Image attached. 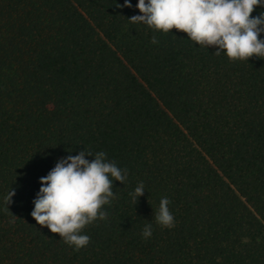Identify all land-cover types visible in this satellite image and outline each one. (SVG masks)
<instances>
[{
  "label": "trees",
  "instance_id": "trees-1",
  "mask_svg": "<svg viewBox=\"0 0 264 264\" xmlns=\"http://www.w3.org/2000/svg\"><path fill=\"white\" fill-rule=\"evenodd\" d=\"M136 2L0 0V264H264V58L134 23ZM83 148L127 179L74 250L30 212Z\"/></svg>",
  "mask_w": 264,
  "mask_h": 264
},
{
  "label": "clouds",
  "instance_id": "clouds-1",
  "mask_svg": "<svg viewBox=\"0 0 264 264\" xmlns=\"http://www.w3.org/2000/svg\"><path fill=\"white\" fill-rule=\"evenodd\" d=\"M124 6L131 7L130 0H124ZM257 7L264 8V0H137L139 14L128 19L165 33L181 30L198 46H214L215 53L224 52L229 59L248 60L251 56L264 58V11L250 15ZM151 42H157L155 36ZM89 156L93 158L87 159ZM126 179L127 170L107 159L104 151L92 153L83 148L75 155L58 158L47 174L39 177L30 215L79 250L90 240L82 232L84 226L106 218L103 206L115 197L113 182L124 184ZM144 191L143 182H139L130 193L134 204ZM12 195L9 190L6 204L11 203ZM169 203L167 197H161L155 212L161 227L174 225ZM151 234V223L145 224L142 238Z\"/></svg>",
  "mask_w": 264,
  "mask_h": 264
}]
</instances>
